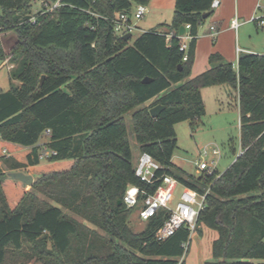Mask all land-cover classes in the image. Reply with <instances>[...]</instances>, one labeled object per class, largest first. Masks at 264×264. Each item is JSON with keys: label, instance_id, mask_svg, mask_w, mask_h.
<instances>
[{"label": "trees", "instance_id": "obj_1", "mask_svg": "<svg viewBox=\"0 0 264 264\" xmlns=\"http://www.w3.org/2000/svg\"><path fill=\"white\" fill-rule=\"evenodd\" d=\"M37 1L0 0V32L17 35L10 84L0 89V158L8 168L0 163V264H24L18 256L40 264H184L191 232L182 226L158 239L164 209L139 231L129 225L126 187L152 191L158 183L135 175L129 111L139 151L159 163L157 173L208 190L196 220V228L217 231L207 264H264V54L240 53L235 68L215 51L210 67L189 77L212 0H175L171 21L144 30L132 44L131 36L114 32L112 18L151 0H60L32 14ZM187 23L193 38L184 51L178 34ZM223 83L236 91L241 153L222 172L187 174L172 162L174 125L205 115L201 88ZM157 104L163 108L151 117ZM47 129L55 154L40 163ZM23 167L36 175L29 189L8 176Z\"/></svg>", "mask_w": 264, "mask_h": 264}, {"label": "rangeland", "instance_id": "obj_2", "mask_svg": "<svg viewBox=\"0 0 264 264\" xmlns=\"http://www.w3.org/2000/svg\"><path fill=\"white\" fill-rule=\"evenodd\" d=\"M247 4L255 6L257 0H244ZM175 0H151L148 4V9L143 16H138L135 10L132 9L129 16L134 24V28L131 30V37L129 44H132L134 40L144 31L150 28L158 27L160 24H168L173 15ZM39 2H35L33 5V12L35 14L38 10ZM253 22V21H252ZM248 22L240 26L239 31L242 36L248 40L250 35L252 38L260 41V45L264 47V27H258L254 22ZM209 23V17L204 21V25ZM203 25V24H202ZM0 49L3 47L8 53H11L13 46L17 41V35L14 30H8L0 32ZM3 48L1 49L3 52ZM264 50V49H263ZM264 52V51H261ZM1 63V60H0ZM12 68H8L6 65L0 66V89L5 90L9 87V80L12 72ZM13 84H18V80L11 78ZM228 101L223 100V109L215 113L216 103L214 100L206 96L205 100L207 103L208 112L201 116L199 119H187L177 122L174 125L177 148L174 150L172 156V162L181 168H183L187 174L198 176L196 162L199 157V150L205 146H215L219 148L220 155L216 157V169L219 172L224 171L240 153L239 143V112L238 106L236 105V94L233 92L228 95ZM228 102V103H227ZM215 110V111H213ZM129 111L126 114V124L129 134L130 147L132 150V163L135 166L140 154L138 144L134 138L132 125L130 122ZM48 135L42 134L39 139V149L43 150V144L48 141ZM49 160V156H44L40 159V163H46ZM0 163L3 164L0 158ZM4 170L8 168L4 164L2 165ZM16 171H23L24 173L31 174L33 179L36 175L31 168H21ZM18 183L24 184L18 180ZM27 189L30 185L24 184ZM181 184H178L174 193V200L172 204H175L178 195L181 191ZM40 198H44L50 203H55L49 197L37 193ZM67 211L66 209H64ZM69 212V211H67ZM78 221L84 222L90 227L92 224L86 222L81 217L73 215ZM129 225L134 231L141 230L145 222L138 218L137 209L131 211L128 219ZM217 237V231L211 228L201 225L200 228H195L191 232L190 240L184 256V264H207V262L213 260L212 254V243ZM17 261L23 262L24 264H40V260L37 257L28 258L27 256H18ZM264 261V260H263Z\"/></svg>", "mask_w": 264, "mask_h": 264}, {"label": "built area", "instance_id": "obj_3", "mask_svg": "<svg viewBox=\"0 0 264 264\" xmlns=\"http://www.w3.org/2000/svg\"><path fill=\"white\" fill-rule=\"evenodd\" d=\"M39 7L37 11H51L53 8L59 5L60 0L54 1L52 4H48L45 0H38ZM45 5V6H44ZM220 5V0H212L210 7L215 9ZM44 6V7H43ZM132 9L135 10L136 15L143 16L147 11V5L136 4L129 11H121L112 18L114 32L120 35L130 33L134 28V24L129 16ZM29 20L35 21V17L32 15ZM249 21L256 23L258 27H264V0H257L254 8V12L249 18ZM244 21L239 19L236 15L230 20V26L237 29ZM190 24L184 25V33L178 34L182 38L180 49L186 51L189 41L193 38V35L189 32ZM159 33H162L159 31ZM217 29L214 25H210V35L215 36ZM170 37V34H166V39ZM242 51L241 48H237L238 54ZM187 59V54H184L183 60ZM3 65H7L8 68L13 66L10 63V54L7 55L2 61ZM237 68V65H235ZM49 129L45 131V134L49 135ZM45 142L43 144V150L40 151L39 158L44 156H51L55 154V151L51 150ZM6 153V150L3 149ZM219 148L215 146L205 145L199 150V157L196 162L199 173H205L208 175L214 174L216 171V157L220 155ZM241 153V151H240ZM239 153V154H240ZM159 163L147 152H140L136 165L134 166L135 175L138 176L147 185L156 186L152 191L148 189V186H138L129 184L122 196V202L126 207L131 209H137L138 218L142 221H146L150 217L154 216L160 209H164L167 213L166 219L162 225L157 229L156 237L158 239H165L173 235L180 227H187L190 232L196 228V220L199 211L204 207L205 196L208 192L200 193L198 190L181 185V191L175 204H172L174 200V193L179 181L172 175L157 173L159 169ZM187 247V246H185Z\"/></svg>", "mask_w": 264, "mask_h": 264}, {"label": "crops", "instance_id": "obj_4", "mask_svg": "<svg viewBox=\"0 0 264 264\" xmlns=\"http://www.w3.org/2000/svg\"><path fill=\"white\" fill-rule=\"evenodd\" d=\"M148 7L147 5V9ZM254 8L255 6L247 4L244 0H220V5L213 9V14L209 16V23L205 25L203 23V25L201 24L198 28L194 61L189 77L196 76L208 69L210 67L208 56L215 51L219 52L225 60L232 62L234 66L237 65V48L242 49L240 53L251 52L264 54V52H261L264 51V47L260 45V41L253 39L252 35L246 40L239 31L241 25L252 22L249 21V18L253 14ZM235 15L244 21L237 29L230 26V20ZM254 24L256 25L255 22ZM210 25H214L217 29L215 36L209 34ZM2 48L3 47H1V49ZM6 52L7 51L3 48V52L0 54V66H3L2 61L8 55ZM10 63L12 62L10 61ZM233 92L236 94L234 88L227 83L202 87L201 95L205 104V113L209 111L205 100V93L206 96L210 99L212 98L216 103L214 109L216 110L215 113H218L223 109L222 101H228V95H231Z\"/></svg>", "mask_w": 264, "mask_h": 264}, {"label": "water", "instance_id": "obj_5", "mask_svg": "<svg viewBox=\"0 0 264 264\" xmlns=\"http://www.w3.org/2000/svg\"><path fill=\"white\" fill-rule=\"evenodd\" d=\"M209 12H206L203 14V18H206L209 16ZM184 33V26L181 25L180 28H179V34H183ZM123 38L125 40H127L131 34L128 32V33H125L124 35H122ZM44 78V75H41V79ZM149 80L148 77H144L143 78V82H147ZM163 108V105L161 104H157L153 107H151L149 109V112H150V115L151 117H156L158 116L159 112L161 111V109ZM8 176L12 179H16V180H19L21 181L22 183L26 184V185H31V183L33 182V176L31 174H28V173H24L23 171H10L8 172ZM121 201H119L120 203Z\"/></svg>", "mask_w": 264, "mask_h": 264}]
</instances>
